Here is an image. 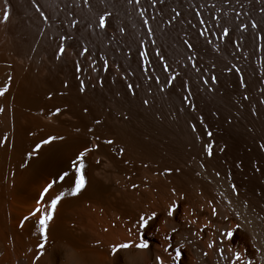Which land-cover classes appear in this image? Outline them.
Listing matches in <instances>:
<instances>
[{
	"label": "bare ground",
	"instance_id": "1",
	"mask_svg": "<svg viewBox=\"0 0 264 264\" xmlns=\"http://www.w3.org/2000/svg\"><path fill=\"white\" fill-rule=\"evenodd\" d=\"M5 8L9 11L6 22ZM37 9L47 20H39ZM48 27V0H0V88L7 89L0 95V264H200L210 262L217 252L225 255L227 264H264V233L254 216L245 220L236 212H245L244 198H237L236 193V198L231 196L234 189L220 191L224 193L222 206L217 203L221 198L214 200L201 183L204 179H199L200 168L194 159L178 160L164 151H151L146 141L121 137L105 127L93 107L97 99H89L86 86L81 92L77 79L79 71L93 65L81 57L79 46L68 37H48ZM49 43L56 60L71 71L74 80H63L66 77L48 70ZM103 67L116 78L109 60ZM50 85L57 95H48ZM49 137L55 139L42 144ZM38 143L41 148L33 151ZM85 149L90 150L83 158L86 183L72 195L73 161ZM65 172L68 176L61 181ZM52 181L56 183L39 205L41 210L55 195H64L48 223L45 240L36 225L39 214L32 217L30 213L38 206L40 192ZM25 216H29L27 221ZM228 232L233 235L229 237ZM142 239L147 248L135 246ZM41 243L43 249L38 247ZM124 243L131 246L113 253L114 245ZM177 249L181 250L178 259Z\"/></svg>",
	"mask_w": 264,
	"mask_h": 264
},
{
	"label": "rangeland",
	"instance_id": "2",
	"mask_svg": "<svg viewBox=\"0 0 264 264\" xmlns=\"http://www.w3.org/2000/svg\"><path fill=\"white\" fill-rule=\"evenodd\" d=\"M48 26V37H68L93 65L77 79L97 99L93 107L105 127L146 141L151 151L194 159L207 193L223 206L225 191L234 189L229 194L251 210L236 212L254 216L264 233V0H48ZM51 48L48 70L74 80ZM107 60L117 79L104 69ZM57 94L48 86V95ZM223 256L200 264H227Z\"/></svg>",
	"mask_w": 264,
	"mask_h": 264
},
{
	"label": "snow or ice",
	"instance_id": "3",
	"mask_svg": "<svg viewBox=\"0 0 264 264\" xmlns=\"http://www.w3.org/2000/svg\"><path fill=\"white\" fill-rule=\"evenodd\" d=\"M41 15H43V13H41ZM141 15H143V13H141ZM8 19H9V11L7 10V8H5V10L3 11V20L6 22ZM100 24H101L102 27L105 25V21H104L103 17H101V19H100ZM253 27H256V25L253 24ZM225 35H227V29H225ZM60 52H61V54H63V52H64V48H63L62 45L60 46ZM213 80H215V78H213ZM131 87L132 86L129 85V88H131ZM6 90H7L6 88H0V95H3ZM80 91L81 92L84 91V83H83V81L80 82ZM245 99H247V97H245ZM145 103H147V101H145ZM0 110H2V109H0ZM56 111L58 113L60 111V109H57ZM97 123H99V121H97ZM193 130H195V129H193ZM209 135H211V134L209 133ZM53 139H55V137H49V139L43 140L42 144H48ZM106 143L112 144L113 141L108 140V141H106ZM262 147H264V146H262ZM40 148H41V144L38 143V144H36L35 149L33 151L39 150ZM87 151H90V150L89 149H85V152H81L77 156L76 160L73 161V165L76 167V179H75V186L72 188V192H71L72 195L78 194L85 186L86 181H85V176H84V173H83L82 169L84 168L83 158H84L85 153ZM29 155H31V153H29ZM77 163H78V166H76ZM97 163H99V161H97ZM67 176H68V173L65 172L63 175H61L59 177V179L61 181H63L65 179V177H67ZM54 183H56V181L49 182L43 188V190L39 194V199L36 201L38 206L30 213V216H32V217H35V216H37L39 214V219L36 221V225L38 226V229H39V232H40L41 236L45 240L47 239L48 223H49V221H51L53 219V214H54V212H55V210L57 208V205L61 201V199H62V197L64 195L63 192H60L59 194L55 195L54 197L51 198L50 203L48 204V207L46 209H44L43 211L41 210L39 205L41 204L42 201L45 200L46 194H48L50 189L53 188ZM134 187H135V185H134ZM213 214H215V209H213ZM169 215H172V211L171 210H169ZM153 216H155V213H153ZM28 219H29V216H25L24 217V221H27ZM140 220L142 222V226H143V224H146V221H145L143 216L140 217ZM24 221L21 222L22 225H23ZM227 235L229 237H231L233 235V233L232 232H228ZM130 246L131 245L128 244V243L114 245L112 247V251H113V253H117L119 249H127ZM135 246L138 247V248H147L148 244L142 239L141 242L139 244L135 245ZM38 247L43 249L44 248V244L41 243V244L38 245ZM209 247H212V245L210 244ZM180 255H181V250L177 249L176 250V258L178 259L180 257ZM235 255H236V259L239 260L240 259V254L237 252ZM156 259L159 261L160 257H157ZM161 264H162V261H161Z\"/></svg>",
	"mask_w": 264,
	"mask_h": 264
},
{
	"label": "water",
	"instance_id": "4",
	"mask_svg": "<svg viewBox=\"0 0 264 264\" xmlns=\"http://www.w3.org/2000/svg\"><path fill=\"white\" fill-rule=\"evenodd\" d=\"M263 33H264V30H263Z\"/></svg>",
	"mask_w": 264,
	"mask_h": 264
}]
</instances>
